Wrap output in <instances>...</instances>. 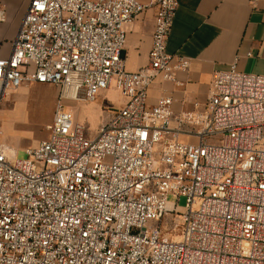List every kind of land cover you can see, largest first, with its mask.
I'll return each mask as SVG.
<instances>
[{
    "label": "built area",
    "instance_id": "obj_1",
    "mask_svg": "<svg viewBox=\"0 0 264 264\" xmlns=\"http://www.w3.org/2000/svg\"><path fill=\"white\" fill-rule=\"evenodd\" d=\"M26 1L0 104L27 84L84 103L114 89L126 103L93 139L59 103L27 159L0 143V264H264V75L236 60L202 111L150 105L156 80L189 72L167 50L179 0ZM150 8L149 64L131 72L126 26Z\"/></svg>",
    "mask_w": 264,
    "mask_h": 264
},
{
    "label": "crops",
    "instance_id": "obj_2",
    "mask_svg": "<svg viewBox=\"0 0 264 264\" xmlns=\"http://www.w3.org/2000/svg\"><path fill=\"white\" fill-rule=\"evenodd\" d=\"M26 7L27 1L15 26L21 24ZM155 13L150 8L126 26L123 57L131 72L149 64ZM15 35L14 30L9 33L10 42ZM10 42L0 49V58L10 54ZM167 50L188 59L189 72L178 73V86L156 80L149 91V104L155 105L159 98L167 96L174 100L177 113L202 111L216 72L230 68L236 60L238 71L264 75V0L255 4L251 0H179ZM125 103L122 97L119 108Z\"/></svg>",
    "mask_w": 264,
    "mask_h": 264
},
{
    "label": "rangeland",
    "instance_id": "obj_3",
    "mask_svg": "<svg viewBox=\"0 0 264 264\" xmlns=\"http://www.w3.org/2000/svg\"><path fill=\"white\" fill-rule=\"evenodd\" d=\"M26 0H0V9L4 10L7 20L0 23V49H4L10 42L8 35L12 30L15 34L20 24L17 18ZM121 94L111 89L99 93L94 102H79L72 99L62 100L61 88L54 85L27 84L13 92L0 104V124L2 134L0 143H8L18 150V159L24 160L28 156L25 149L47 139V127L53 119L54 111L59 103L66 111L73 115L75 123L84 127L85 136L93 139L102 125L103 120L119 109ZM170 201H174L171 197ZM186 199H180V206L184 207ZM181 224V215L175 217Z\"/></svg>",
    "mask_w": 264,
    "mask_h": 264
}]
</instances>
